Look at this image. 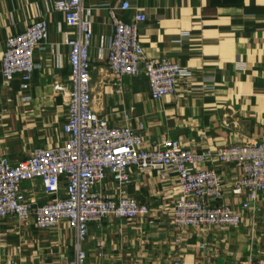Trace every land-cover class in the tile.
<instances>
[{
	"label": "crops",
	"instance_id": "obj_1",
	"mask_svg": "<svg viewBox=\"0 0 264 264\" xmlns=\"http://www.w3.org/2000/svg\"><path fill=\"white\" fill-rule=\"evenodd\" d=\"M53 1L0 0V61L8 37L23 33L39 19L48 23L46 38L33 53L36 69L29 89L21 91L18 77L9 84L0 77V155L13 163L26 159L35 147L62 142L69 74L64 42L69 30L62 14L52 10ZM122 2L131 9L117 12L119 19L129 22L137 13L146 17L138 27L146 58H166L191 72L179 83L175 96L154 101L143 75L116 82L106 68L111 36L107 8ZM83 6L93 10L89 51L93 109L111 127L129 125L148 141L180 139L197 151L264 139V0H83ZM24 97L29 101L23 102ZM217 170L227 172V168ZM170 178L156 172L133 178L128 195L149 207L151 217L90 224L83 245L85 264H173L177 258L184 264L264 261V196L252 213H244L239 228L210 233L208 242L219 248L205 257L196 250L198 237L174 246L164 214L174 195ZM34 185L39 192V184ZM73 238L65 227L18 228L6 219L0 222V260L63 264L73 255ZM98 241L105 245L101 258Z\"/></svg>",
	"mask_w": 264,
	"mask_h": 264
},
{
	"label": "built area",
	"instance_id": "obj_2",
	"mask_svg": "<svg viewBox=\"0 0 264 264\" xmlns=\"http://www.w3.org/2000/svg\"><path fill=\"white\" fill-rule=\"evenodd\" d=\"M130 9L127 2L107 8L111 36L106 68L116 82L143 75L154 101L175 96L179 83L189 79L191 72L166 58H146L138 29L146 17L137 13L129 22L117 17V12ZM52 10L62 14L69 30L64 42L69 74L62 142L35 147L26 159L15 163L0 155V222L12 219L18 228L32 225L41 231L65 227L74 238L73 255L63 264H85L83 245L90 224L100 225L109 218L133 221L151 217L149 207L130 197L127 188L135 176L156 172L171 177L168 184L174 195L164 214L175 237L174 246L195 236L201 239L196 250L210 257L219 248L208 242L210 233L239 228L244 213H252L264 196V139L197 151L180 139L148 141L129 125L111 127L93 109L89 57L93 10L84 7L83 0H54ZM47 29L42 18L6 39L0 61L5 84L18 77L21 91L29 89L36 69L33 53L40 49ZM219 167L227 172L220 173ZM34 183L39 184V192ZM239 199L244 201L236 202ZM96 247L101 258L105 245L98 241ZM7 263L18 264L14 259ZM173 264H184V259L177 258Z\"/></svg>",
	"mask_w": 264,
	"mask_h": 264
},
{
	"label": "rangeland",
	"instance_id": "obj_3",
	"mask_svg": "<svg viewBox=\"0 0 264 264\" xmlns=\"http://www.w3.org/2000/svg\"><path fill=\"white\" fill-rule=\"evenodd\" d=\"M1 222H3V221H1Z\"/></svg>",
	"mask_w": 264,
	"mask_h": 264
}]
</instances>
